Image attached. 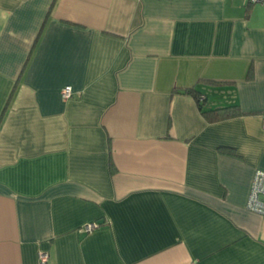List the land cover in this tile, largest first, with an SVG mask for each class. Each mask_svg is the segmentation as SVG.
Returning a JSON list of instances; mask_svg holds the SVG:
<instances>
[{"label": "crops", "instance_id": "0c3cea01", "mask_svg": "<svg viewBox=\"0 0 264 264\" xmlns=\"http://www.w3.org/2000/svg\"><path fill=\"white\" fill-rule=\"evenodd\" d=\"M263 119L264 0H0V264H264Z\"/></svg>", "mask_w": 264, "mask_h": 264}, {"label": "built area", "instance_id": "2783aa9c", "mask_svg": "<svg viewBox=\"0 0 264 264\" xmlns=\"http://www.w3.org/2000/svg\"><path fill=\"white\" fill-rule=\"evenodd\" d=\"M250 4L258 3L261 0H248ZM73 92L70 86H65L61 90V98L63 100H69L72 98ZM264 124V119H263ZM247 209L253 213H256L264 218V172L256 171L253 175L251 188L247 200ZM98 225L95 223L87 224L82 228L84 233H90L97 229ZM49 256L45 252L38 253L39 264H47Z\"/></svg>", "mask_w": 264, "mask_h": 264}, {"label": "trees", "instance_id": "16d2710c", "mask_svg": "<svg viewBox=\"0 0 264 264\" xmlns=\"http://www.w3.org/2000/svg\"><path fill=\"white\" fill-rule=\"evenodd\" d=\"M186 93L194 96L199 103V108L202 112V115L209 121L215 122L219 120H225L231 117H235L240 115V111L237 106H229L223 108H216L214 110L204 111L203 105L199 102V94L194 89H188L185 91Z\"/></svg>", "mask_w": 264, "mask_h": 264}]
</instances>
